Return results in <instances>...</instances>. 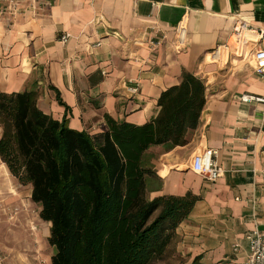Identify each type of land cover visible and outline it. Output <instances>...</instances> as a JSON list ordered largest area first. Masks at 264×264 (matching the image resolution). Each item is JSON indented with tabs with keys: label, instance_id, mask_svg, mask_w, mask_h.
Returning <instances> with one entry per match:
<instances>
[{
	"label": "crops",
	"instance_id": "obj_1",
	"mask_svg": "<svg viewBox=\"0 0 264 264\" xmlns=\"http://www.w3.org/2000/svg\"><path fill=\"white\" fill-rule=\"evenodd\" d=\"M238 23L264 28V0L0 1V93L33 91L41 112L93 135L108 130V118L135 125L154 118L159 95L179 83L183 70L202 78L205 103L187 142L151 145L143 153L151 171L147 197L196 196L175 228L173 247L183 261L199 256L204 264H242L246 234H264V103L241 95L264 96V76L231 54L220 62L208 58L233 41ZM153 33L163 36L155 49L147 42ZM130 85L138 92L127 91ZM204 148L217 150L223 173L215 182L191 167ZM0 203H32L31 184H21L1 157ZM37 209L34 219L26 222L21 212L16 221L26 231L41 227L35 236L41 243L50 222Z\"/></svg>",
	"mask_w": 264,
	"mask_h": 264
},
{
	"label": "trees",
	"instance_id": "obj_2",
	"mask_svg": "<svg viewBox=\"0 0 264 264\" xmlns=\"http://www.w3.org/2000/svg\"><path fill=\"white\" fill-rule=\"evenodd\" d=\"M204 80L186 70L161 92L158 114L135 125L108 118V130L89 134L41 112L33 91L0 93V157L21 184H31L39 216L50 222V264H152L175 252V228L196 196L147 197L151 145H183L199 123ZM174 264V263H173Z\"/></svg>",
	"mask_w": 264,
	"mask_h": 264
},
{
	"label": "built area",
	"instance_id": "obj_3",
	"mask_svg": "<svg viewBox=\"0 0 264 264\" xmlns=\"http://www.w3.org/2000/svg\"><path fill=\"white\" fill-rule=\"evenodd\" d=\"M12 5L15 0H0ZM184 26H176L178 33L177 44L180 48L184 42ZM67 33L60 36L61 41H66ZM163 36L153 33L147 38L152 49H155L162 41ZM233 55L241 60L250 62L254 71L264 76V28L253 29L246 24L238 23L233 30V41L216 46L208 53V58L212 62L227 60L229 55ZM127 91L135 94L138 92L137 85H130ZM246 101H256L264 103V96H252L249 94L241 95ZM264 122V115H262ZM192 170L201 175L207 182H215L223 173L222 167L217 162V150L214 148H204L196 152L192 157ZM248 242V253L242 264H264V234L258 229L250 230L245 236ZM0 264H2L0 256Z\"/></svg>",
	"mask_w": 264,
	"mask_h": 264
},
{
	"label": "rangeland",
	"instance_id": "obj_4",
	"mask_svg": "<svg viewBox=\"0 0 264 264\" xmlns=\"http://www.w3.org/2000/svg\"><path fill=\"white\" fill-rule=\"evenodd\" d=\"M14 205L16 204L0 203V249L2 251L0 256L2 255V264H50L51 252L47 237H44L41 243L35 241L37 229L42 231V228L37 227L35 230L26 231L25 227L16 221L19 213L21 216L25 213L23 219L26 222L30 218L34 219L33 217H36L38 212V204L32 201L30 204L25 203L21 208ZM173 263L175 264V261L171 257L164 256L152 264Z\"/></svg>",
	"mask_w": 264,
	"mask_h": 264
}]
</instances>
